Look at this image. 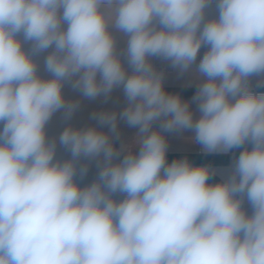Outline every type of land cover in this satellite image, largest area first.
<instances>
[{
	"label": "clouds",
	"instance_id": "obj_1",
	"mask_svg": "<svg viewBox=\"0 0 264 264\" xmlns=\"http://www.w3.org/2000/svg\"><path fill=\"white\" fill-rule=\"evenodd\" d=\"M49 49L45 77L36 57ZM152 57L196 78L198 116ZM253 76L264 87V0H0V264H264ZM65 83L89 99L122 87L127 105L94 112L102 127L49 138L53 115L68 120L80 104ZM118 120L138 128L119 149ZM184 130L207 154L242 148L218 182L209 165L167 160L165 133ZM58 143L70 158H56ZM82 158L99 169L83 186Z\"/></svg>",
	"mask_w": 264,
	"mask_h": 264
},
{
	"label": "crops",
	"instance_id": "obj_2",
	"mask_svg": "<svg viewBox=\"0 0 264 264\" xmlns=\"http://www.w3.org/2000/svg\"><path fill=\"white\" fill-rule=\"evenodd\" d=\"M204 52L205 51H200L196 62H199ZM152 62L157 69L163 70L165 73L164 87L166 91L173 94H179L184 100L192 101V98L197 91V80L192 74L185 73L183 75H179L178 71L173 69L167 61L158 57H152ZM161 66H164L165 68L162 69ZM190 107L194 114L198 116L199 109L197 103L192 101ZM153 127L158 128L159 122L155 123ZM193 135L194 133L192 130H184L182 132H166L165 136L168 142L167 160L171 162L177 158L187 157L194 165H209L218 171V174L214 176L210 182H218L221 179V175L219 173L231 166L233 160L238 157L239 152L242 151V148L233 149L231 154L201 153L197 143L191 139ZM130 136H132L131 138L133 139L136 134H131ZM123 144H125V142ZM114 146L119 149L115 144ZM57 152L56 158L65 159L66 154L64 153L67 152V150L63 146L57 144ZM120 158H123V154H121ZM81 163H88L89 165L88 172L83 179L80 180L78 177V182L85 185L96 179L99 169L96 160H87L82 158ZM116 198L122 199L123 196L121 194H116ZM244 207L248 209L250 214L251 208L248 206L247 202H245Z\"/></svg>",
	"mask_w": 264,
	"mask_h": 264
},
{
	"label": "rangeland",
	"instance_id": "obj_3",
	"mask_svg": "<svg viewBox=\"0 0 264 264\" xmlns=\"http://www.w3.org/2000/svg\"><path fill=\"white\" fill-rule=\"evenodd\" d=\"M208 14L209 16L215 14L214 4L209 6ZM115 34L117 37L118 49H123L125 47L124 41L126 37L124 36V34L118 32H116ZM25 47H28V45L26 44ZM206 50H207V46H202L200 51H206ZM48 51H51V49L39 54L36 57L39 62V72L42 76L45 77L50 76V74L47 73L44 69V59L48 54ZM122 60L125 66L128 68V71L131 72L132 69L130 66H128L126 58L122 56ZM198 63L199 62H196V64ZM193 67H195V64L193 65ZM261 79L262 77H257V76H253L252 78H250L251 86L257 87V84ZM257 88H264V87H257ZM63 92L67 99L79 100L80 104L77 110L72 115V117L68 120L64 119L63 110L58 111L53 115V117L47 124V134L49 138L59 136L60 133L63 131V129L68 125H72L73 127H85L92 125H95L97 127H102L97 123L95 119L92 118V114L94 112L115 111L119 113L127 105V100L125 98L122 87L114 88V90L112 91L111 95L107 100H105L103 95L95 99L85 98L77 90H74L70 83H65ZM0 128H2V124H0ZM102 130L105 132L109 131L107 127H103ZM137 131L138 128L128 126L124 120H118V125H117V132L119 133L118 138L115 133H110V135L112 136L113 143L118 148H120L124 142L125 144L131 142L132 136L130 135L131 134L137 135ZM64 154H66L65 159H68L70 157V152L67 151ZM81 186H83V183H81Z\"/></svg>",
	"mask_w": 264,
	"mask_h": 264
},
{
	"label": "built area",
	"instance_id": "obj_4",
	"mask_svg": "<svg viewBox=\"0 0 264 264\" xmlns=\"http://www.w3.org/2000/svg\"><path fill=\"white\" fill-rule=\"evenodd\" d=\"M161 68L164 69L165 67H164V66H161ZM253 89H254V91H256V92H264V89H261V88L253 87ZM197 145H198V147H199V151H200L201 153H205V152L202 150L201 145L198 144V143H197ZM231 153H232V150H231L230 152H228L227 154H231ZM205 154H207V153H205ZM219 154H223V153H219Z\"/></svg>",
	"mask_w": 264,
	"mask_h": 264
}]
</instances>
